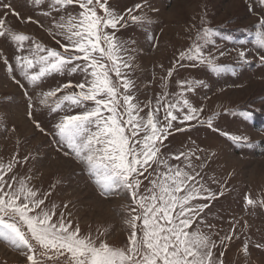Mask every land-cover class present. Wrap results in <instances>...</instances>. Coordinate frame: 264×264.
<instances>
[{
  "label": "snow or ice",
  "instance_id": "6c2138e0",
  "mask_svg": "<svg viewBox=\"0 0 264 264\" xmlns=\"http://www.w3.org/2000/svg\"><path fill=\"white\" fill-rule=\"evenodd\" d=\"M31 3L35 11L49 18L53 39L59 36L66 43L57 39L61 50L46 48L15 31L7 24L5 13L0 17V38L15 45V65L0 58L8 72L19 69V75L32 87H40L52 74L79 73L83 77L75 85L68 83L41 93L39 104L53 112L84 109L79 114L63 115L53 135L66 149L64 154L84 166L102 196L126 194L130 198L126 220L130 234L126 243L117 247L101 239V233L82 235L80 228H73L62 214L54 222L55 207H45V198L29 186L28 178L8 176L18 163L14 158L0 164V242L19 250L26 264H223V253L215 250L232 236L226 235L218 245L213 235L219 234L213 233L205 211L208 202L222 196L223 191L213 192L203 182L200 165L194 162L201 159L196 154L199 149L172 155L162 151L176 123L197 121L213 128L214 118L202 120L203 108L194 106L187 96L202 81L180 80L175 94L169 93L164 84L155 103L136 98L135 83L130 78L136 41L118 33L130 26L143 28L152 23L141 12L142 3L123 11L110 0ZM260 3L264 5V0ZM0 9L19 16L4 0H0ZM220 35L211 27L198 28L190 46L178 52L162 81L186 63L205 65L213 73L234 71L218 63L210 50ZM254 40L257 49L264 50V18L254 32ZM218 54L225 53L218 50ZM259 59L264 64V55ZM238 62H250L243 49L238 50ZM12 78L24 87L15 75ZM65 89L73 90L58 96ZM29 107H33L31 102ZM242 115L253 118L251 111ZM225 135L233 144L254 146L247 135ZM246 203L264 206V199L248 196ZM244 250L247 252V245Z\"/></svg>",
  "mask_w": 264,
  "mask_h": 264
},
{
  "label": "rangeland",
  "instance_id": "374dc122",
  "mask_svg": "<svg viewBox=\"0 0 264 264\" xmlns=\"http://www.w3.org/2000/svg\"><path fill=\"white\" fill-rule=\"evenodd\" d=\"M4 2L19 13L16 16L9 9H0V17L8 13L7 24L15 31L29 35L46 48L61 50L56 40L66 41L59 36L53 39L49 34L52 23L33 9L31 0ZM110 2L117 3L120 11L142 3L141 12L152 21L147 27L130 26L118 33L136 41L130 78L139 101L155 103L164 84L169 93L175 94L180 80L202 81L187 96L194 106L203 108L202 120L214 118L213 128L197 121L176 123L162 151L172 155L199 149L196 154L201 159L194 162L200 165L203 182L213 192L223 191L222 196L208 202L210 206L205 210L213 233L219 234L213 235L218 245L226 235L232 236L215 250L217 254L223 253V264H264V247H257L264 245V206L246 203L248 196L264 199V132L260 131L264 129V64L259 59L264 50L257 49L254 40V32L264 18V5L260 0ZM202 26L221 34L210 50L218 63L229 65L234 71L213 73L205 65L193 67L186 63L175 69L170 79L162 81L178 52L190 46L196 30ZM225 36L232 39L225 40ZM240 49L246 51L248 64L238 62ZM218 50L225 54L219 56ZM15 55V45L0 38V57L15 65ZM3 58H0V164L6 165L14 158L18 161L8 176L28 178L29 186L45 198V207H55L54 222L62 214L73 228H80L82 235L101 233V239L110 245L123 246L130 234L126 224L130 198L126 194L102 196L84 166L71 155H65L66 149L53 135L54 126L63 115L79 114L84 109L53 112L38 100L41 93L68 83L75 85L83 77L79 73L52 74L40 87H32L19 75V69L8 72ZM14 75L23 88L13 80ZM72 90L65 89L58 96ZM248 111L253 113L250 120L242 115ZM177 127L181 130L176 131ZM226 133L247 135L254 146L233 144ZM0 264H26V258L19 250L0 242Z\"/></svg>",
  "mask_w": 264,
  "mask_h": 264
},
{
  "label": "trees",
  "instance_id": "16d2710c",
  "mask_svg": "<svg viewBox=\"0 0 264 264\" xmlns=\"http://www.w3.org/2000/svg\"><path fill=\"white\" fill-rule=\"evenodd\" d=\"M259 123V122H258Z\"/></svg>",
  "mask_w": 264,
  "mask_h": 264
}]
</instances>
